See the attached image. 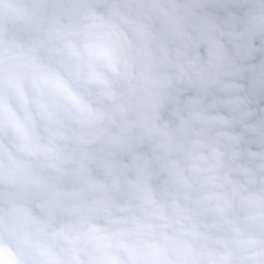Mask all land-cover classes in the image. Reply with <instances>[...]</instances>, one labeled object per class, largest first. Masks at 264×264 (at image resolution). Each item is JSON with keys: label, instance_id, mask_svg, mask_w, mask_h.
Segmentation results:
<instances>
[{"label": "clouds", "instance_id": "clouds-1", "mask_svg": "<svg viewBox=\"0 0 264 264\" xmlns=\"http://www.w3.org/2000/svg\"><path fill=\"white\" fill-rule=\"evenodd\" d=\"M0 264H264V0H0Z\"/></svg>", "mask_w": 264, "mask_h": 264}]
</instances>
